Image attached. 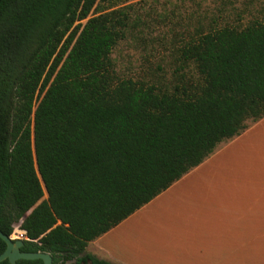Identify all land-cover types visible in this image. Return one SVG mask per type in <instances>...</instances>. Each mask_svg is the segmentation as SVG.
Here are the masks:
<instances>
[{
  "label": "trees",
  "instance_id": "obj_1",
  "mask_svg": "<svg viewBox=\"0 0 264 264\" xmlns=\"http://www.w3.org/2000/svg\"><path fill=\"white\" fill-rule=\"evenodd\" d=\"M127 2L0 0V231L52 264H111L87 244L264 117V22L197 30L160 88L114 72Z\"/></svg>",
  "mask_w": 264,
  "mask_h": 264
},
{
  "label": "crops",
  "instance_id": "obj_2",
  "mask_svg": "<svg viewBox=\"0 0 264 264\" xmlns=\"http://www.w3.org/2000/svg\"><path fill=\"white\" fill-rule=\"evenodd\" d=\"M85 250L111 264H264V117Z\"/></svg>",
  "mask_w": 264,
  "mask_h": 264
},
{
  "label": "rangeland",
  "instance_id": "obj_3",
  "mask_svg": "<svg viewBox=\"0 0 264 264\" xmlns=\"http://www.w3.org/2000/svg\"><path fill=\"white\" fill-rule=\"evenodd\" d=\"M124 6L128 26L110 54L114 72L121 79L160 88L171 87L185 72L178 69L179 50L197 30L264 22V0H128ZM9 41L0 32V69L15 56ZM34 46V40L30 41L20 57L24 59ZM186 71L187 78L194 77L192 67ZM24 234L17 223L10 237L23 240Z\"/></svg>",
  "mask_w": 264,
  "mask_h": 264
},
{
  "label": "water",
  "instance_id": "obj_4",
  "mask_svg": "<svg viewBox=\"0 0 264 264\" xmlns=\"http://www.w3.org/2000/svg\"><path fill=\"white\" fill-rule=\"evenodd\" d=\"M0 238L5 242L6 248L0 254V263L7 260L9 264H16L18 260H41L42 264H52L50 254L44 252H22V239H11V237L0 231Z\"/></svg>",
  "mask_w": 264,
  "mask_h": 264
}]
</instances>
